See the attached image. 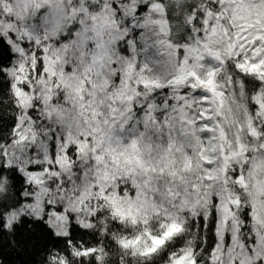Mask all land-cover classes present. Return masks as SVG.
<instances>
[{
  "label": "snow or ice",
  "instance_id": "1",
  "mask_svg": "<svg viewBox=\"0 0 264 264\" xmlns=\"http://www.w3.org/2000/svg\"><path fill=\"white\" fill-rule=\"evenodd\" d=\"M0 264H264V0H0Z\"/></svg>",
  "mask_w": 264,
  "mask_h": 264
}]
</instances>
